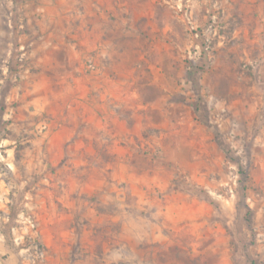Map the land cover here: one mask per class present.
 Instances as JSON below:
<instances>
[{"label": "rangeland", "instance_id": "obj_1", "mask_svg": "<svg viewBox=\"0 0 264 264\" xmlns=\"http://www.w3.org/2000/svg\"><path fill=\"white\" fill-rule=\"evenodd\" d=\"M262 16L264 0H0L11 254L264 264Z\"/></svg>", "mask_w": 264, "mask_h": 264}, {"label": "crops", "instance_id": "obj_2", "mask_svg": "<svg viewBox=\"0 0 264 264\" xmlns=\"http://www.w3.org/2000/svg\"><path fill=\"white\" fill-rule=\"evenodd\" d=\"M261 19L264 22V16H262ZM261 58H263L262 61L264 62V53H260L257 56V59ZM261 65L264 68V63ZM6 238V233L0 228V264H23V260L19 256L11 254Z\"/></svg>", "mask_w": 264, "mask_h": 264}, {"label": "built area", "instance_id": "obj_3", "mask_svg": "<svg viewBox=\"0 0 264 264\" xmlns=\"http://www.w3.org/2000/svg\"><path fill=\"white\" fill-rule=\"evenodd\" d=\"M230 191L232 192L231 189H230ZM23 223L26 225L25 226L26 230H30L32 233H36L35 224L33 222H31L28 219H25Z\"/></svg>", "mask_w": 264, "mask_h": 264}, {"label": "trees", "instance_id": "obj_4", "mask_svg": "<svg viewBox=\"0 0 264 264\" xmlns=\"http://www.w3.org/2000/svg\"><path fill=\"white\" fill-rule=\"evenodd\" d=\"M238 173L242 177V179H245V174L243 172L239 171ZM240 182L242 183L243 181H240Z\"/></svg>", "mask_w": 264, "mask_h": 264}]
</instances>
